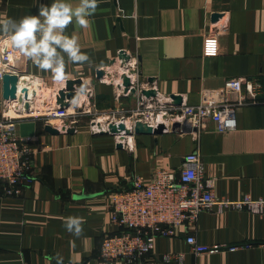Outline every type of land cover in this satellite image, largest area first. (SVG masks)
Listing matches in <instances>:
<instances>
[{"label":"crops","instance_id":"0c3cea01","mask_svg":"<svg viewBox=\"0 0 264 264\" xmlns=\"http://www.w3.org/2000/svg\"><path fill=\"white\" fill-rule=\"evenodd\" d=\"M68 2L76 6L79 0ZM52 3L0 0V20L38 16L41 6ZM214 14L222 16L213 22ZM89 19L88 29L73 22L65 30L77 37L89 61L66 63L65 79L57 82L28 60L20 78L34 100L17 134L31 138L37 152L22 194L0 199V264H129L99 255L102 239L117 230L109 207L112 193L130 188L134 176L149 182L158 169L178 171L197 147L187 127L185 133L176 129L158 136L94 132L99 120L107 129L121 108L131 110L138 103V97L120 91L127 73L118 58L121 51L131 65L137 62L143 91H156L157 100L151 101L159 103L178 96L197 105L204 91H222L233 78L261 83L258 102L239 109L237 129L221 132L208 122L198 147L218 197L264 199V0H99ZM99 70L105 71L101 81ZM128 74L135 72L129 68ZM78 78L85 81L86 93L73 102L74 111L83 110L75 117V133L46 132L42 114L57 109V91ZM3 100L0 82V115ZM70 217L81 219L80 236L66 229ZM190 235L203 245L251 246L195 255L186 240ZM166 255L181 259L165 261ZM147 264H264V216L205 211L196 224L158 238Z\"/></svg>","mask_w":264,"mask_h":264},{"label":"built area","instance_id":"2783aa9c","mask_svg":"<svg viewBox=\"0 0 264 264\" xmlns=\"http://www.w3.org/2000/svg\"><path fill=\"white\" fill-rule=\"evenodd\" d=\"M4 39V35L1 36L0 42ZM130 62L122 68H126L127 73L124 74L130 78L132 87L137 90L138 103L131 110L121 108L117 118L114 117V121H110L108 125L123 122L132 131L138 122L153 129L163 125L165 132L178 130L185 133L188 129L199 144L198 140L208 122L214 123L221 132L235 131L239 109L257 103L262 89L258 81L252 83L245 78H233L227 81L222 91H204L197 105L182 102L180 106H176L172 99L159 103L151 101L157 100V96L146 98L140 95L143 86L139 81L137 62L134 65ZM27 63L28 60L11 48L0 51V82L5 75L21 78L27 69ZM129 68L134 70V75L128 74ZM120 91L124 97L131 96V90L125 93L123 87ZM13 103L14 101L5 99L1 103L0 199L19 197L22 194L23 185L29 179L33 156L37 152L32 146L31 138L17 134L18 122L28 116L25 114L24 104L17 103L20 107L16 108ZM82 112L83 110H77L70 113L69 109L58 106L57 109L42 114V118L46 125L59 121L61 125L56 128L66 132L78 122L75 117ZM127 120L131 122L128 123ZM95 124L94 132L99 133L101 130ZM198 144L193 152L184 157L178 171L158 169L149 182H145L141 176H134L130 188L112 193L109 207L117 230L102 239L99 254L102 260L147 264L158 238L174 236L177 228L186 223L196 224L205 211L239 210L264 216V199H253L246 195L233 201L215 194V181L205 175ZM186 240L195 255L213 254L226 248L234 251L251 246L203 245L193 235ZM176 258L180 260L181 255H166L164 260L171 261Z\"/></svg>","mask_w":264,"mask_h":264},{"label":"clouds","instance_id":"9594fccd","mask_svg":"<svg viewBox=\"0 0 264 264\" xmlns=\"http://www.w3.org/2000/svg\"><path fill=\"white\" fill-rule=\"evenodd\" d=\"M99 0H79L73 6L68 0H53L50 6H41L38 16L0 20V51L11 48L38 69L50 71L53 79H65L66 63H84L89 56L81 52L76 36L65 34L73 22L83 29L91 27L89 17L97 10ZM67 57V61L65 59ZM66 229L75 236L82 234L80 218H68Z\"/></svg>","mask_w":264,"mask_h":264},{"label":"water","instance_id":"95a60500","mask_svg":"<svg viewBox=\"0 0 264 264\" xmlns=\"http://www.w3.org/2000/svg\"><path fill=\"white\" fill-rule=\"evenodd\" d=\"M221 14H214L212 17L213 22H216L218 18H220ZM119 60H123L121 62L122 67L126 66V64L130 61L131 57L126 53V51H121L118 56ZM105 76L104 70L97 71V80H103ZM124 77V85L122 87L125 88V93H128L131 90V95L134 97L138 96L137 90L132 87L131 80L128 76L123 75ZM20 77L15 75H5L2 81L3 84V97L5 100L11 101H18L20 104H24L26 109L29 110L31 106V102H33V96L30 93V89L28 87H21L19 85ZM85 81L81 78L67 80L62 88L57 91V103L61 109H69L72 107V102L77 100L80 94L86 93ZM132 87V88H131ZM131 88V89H130ZM122 89V88H121ZM142 96L146 98L156 97V91L149 90V91H142ZM173 100V105L180 106L182 104V98L178 96L171 97ZM77 124V123H76ZM76 124L69 128L66 132L69 134H73L76 131ZM46 132L57 135L61 131L50 125L47 124L45 126ZM175 132V131H174ZM189 132V130L187 131ZM166 133L164 131V126L161 125L157 129H153L146 124H142L140 122L136 123L134 131L130 130L125 123H110L106 130H102L99 134L103 135H113V136H125V135H139V134H148V135H163ZM122 144H118V148H122Z\"/></svg>","mask_w":264,"mask_h":264},{"label":"bare ground","instance_id":"6f19581e","mask_svg":"<svg viewBox=\"0 0 264 264\" xmlns=\"http://www.w3.org/2000/svg\"><path fill=\"white\" fill-rule=\"evenodd\" d=\"M120 61H121V59H120ZM103 78H104V77H103ZM123 80H124V79H123ZM123 85H124V81H123ZM84 94H85V93H84ZM81 98L83 99L84 96H81ZM74 101H75V100H74ZM74 101H73V102H74ZM73 102H72V106H73V104H74ZM81 104H82V102H81ZM99 119H100V118H99ZM102 121H103V120H99L98 122H96L95 125H96L97 128L100 129V130H101V129H102V130H103V129L106 130V129H105V126H104V124H103Z\"/></svg>","mask_w":264,"mask_h":264},{"label":"rangeland","instance_id":"374dc122","mask_svg":"<svg viewBox=\"0 0 264 264\" xmlns=\"http://www.w3.org/2000/svg\"><path fill=\"white\" fill-rule=\"evenodd\" d=\"M71 109H72V110H71ZM69 110H70V111H69L70 113L73 112V111H74V106L70 107Z\"/></svg>","mask_w":264,"mask_h":264}]
</instances>
